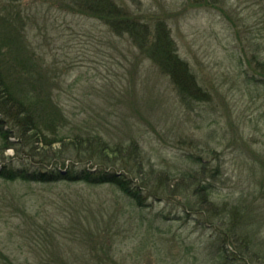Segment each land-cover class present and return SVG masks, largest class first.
I'll list each match as a JSON object with an SVG mask.
<instances>
[{"label":"rangeland","instance_id":"374dc122","mask_svg":"<svg viewBox=\"0 0 264 264\" xmlns=\"http://www.w3.org/2000/svg\"><path fill=\"white\" fill-rule=\"evenodd\" d=\"M66 1H23L17 40L60 115L41 124L39 142L11 137L0 170L107 171L134 183L127 194L0 177V264H264V0H117L136 20L166 24L200 100L185 98L130 34ZM76 136L140 154L130 164L113 154L60 162L52 152ZM202 167L208 200L242 214L235 235L198 210L195 186L165 190Z\"/></svg>","mask_w":264,"mask_h":264},{"label":"trees","instance_id":"16d2710c","mask_svg":"<svg viewBox=\"0 0 264 264\" xmlns=\"http://www.w3.org/2000/svg\"><path fill=\"white\" fill-rule=\"evenodd\" d=\"M23 1L2 0L0 6V138L3 142L0 155L4 154L5 149L14 147V143L10 141L11 137L31 144L39 142V136L42 133L41 124L57 120L60 115L54 98L45 91H37L41 83L32 71L38 64L35 59L30 60L27 56L22 55L26 47L17 40L19 21L23 20L24 17L22 14ZM67 1L73 10L98 17L107 22L116 32L128 33L137 43H140V46H146L150 57L154 58L163 71L171 76L178 91L185 98L200 100L204 97L205 92L200 87L188 62L180 57L171 31L163 21L156 22L151 26L139 19L136 20L129 11L126 12L121 9L122 5L117 0ZM25 10L24 13L28 16V11L31 9L25 7ZM52 153L55 157L60 153L58 156L60 162H63L62 158L65 153L72 155L79 161H83L82 158L85 157L87 159L99 157L104 161V158L113 154L118 161L125 164L135 161L136 156L140 154L136 146L130 145L128 148L120 144L113 146L101 137L89 136H76L70 140L61 139L60 144ZM138 165L135 166L137 174L147 177V174L142 173L143 171ZM204 169L202 167L199 177L194 175L181 177L177 183L165 186V190L171 193L182 192L189 190L188 186H195L193 193L200 200L198 210H206L215 219L220 217L227 219L230 231L235 235L234 230L244 224V220L241 218L242 214L239 215L240 213L234 208L228 209L227 205L218 209L213 202L208 200L209 192L205 190L206 186L200 185ZM121 175V173L107 171L95 173L86 169L75 174L69 172L65 174L62 169L32 174L6 167L0 170V177L10 181L22 178L42 182L69 180L84 181L89 184L111 183L130 194V186L134 182L132 179L128 180ZM146 186H148L147 183L136 189L148 188Z\"/></svg>","mask_w":264,"mask_h":264}]
</instances>
